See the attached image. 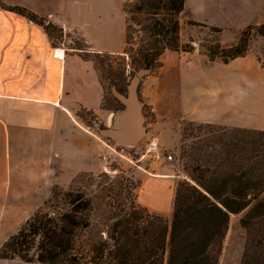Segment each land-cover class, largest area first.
<instances>
[{
	"label": "crops",
	"instance_id": "0c3cea01",
	"mask_svg": "<svg viewBox=\"0 0 264 264\" xmlns=\"http://www.w3.org/2000/svg\"><path fill=\"white\" fill-rule=\"evenodd\" d=\"M123 4L124 0H0V243L33 214L51 189H67L78 175L101 170L104 147L83 126L77 110L91 113L104 127L111 126L115 111L103 107V87L84 54L123 52ZM3 6L23 7L63 35H77L85 51L53 46L42 27ZM179 25L180 43H189L192 50H165L159 65L140 82L139 94L154 118L151 126L186 121L257 128L263 111L261 62L249 51L224 63L201 51L195 41L216 29L220 48H230L238 35L227 39L225 31L239 34L247 26L264 25V0H184ZM167 179L141 177L139 190L153 191L139 205L166 217L160 200L171 184ZM0 264L20 263L0 259Z\"/></svg>",
	"mask_w": 264,
	"mask_h": 264
},
{
	"label": "trees",
	"instance_id": "16d2710c",
	"mask_svg": "<svg viewBox=\"0 0 264 264\" xmlns=\"http://www.w3.org/2000/svg\"><path fill=\"white\" fill-rule=\"evenodd\" d=\"M183 4L184 0H125L123 54L130 67L152 71L165 50H192L179 42ZM3 7L42 27L47 35L55 27L23 7ZM252 31L264 39V25L248 26L235 46L217 53L222 62L246 54ZM89 54H84L87 60ZM228 132L260 139L231 138L223 153L210 156L206 168L195 167L194 185H177L170 221L137 203L140 182L128 178H122L118 191L100 184L101 196L55 189L43 204L48 211L38 210L10 236L0 248V259L38 264H219L230 216L246 212L240 220L245 229L253 220L264 219V132ZM257 246L264 248V243ZM249 250L241 264H249Z\"/></svg>",
	"mask_w": 264,
	"mask_h": 264
},
{
	"label": "rangeland",
	"instance_id": "374dc122",
	"mask_svg": "<svg viewBox=\"0 0 264 264\" xmlns=\"http://www.w3.org/2000/svg\"><path fill=\"white\" fill-rule=\"evenodd\" d=\"M250 26L254 27L260 25ZM245 28H243L239 34L235 29L225 31L224 36L229 39L232 36L235 37L238 35V42L241 32L244 31ZM208 32L209 37L197 39L195 41L197 43L196 46L206 49L210 52L211 57L221 60L217 54L220 49H224L220 48L218 44L220 31L216 29H209L207 33ZM47 36L53 46L60 48H65L66 46L78 49L85 48L84 42L77 35L71 33L65 36L56 26L49 29ZM135 37L137 36L135 35ZM182 37H184L183 32ZM180 45L183 48H192V46L187 42L183 44L180 43ZM249 51L250 53L255 54L264 69V39L259 37L253 31L250 33L248 40L247 52ZM85 56L94 62L93 64L96 69L97 76L103 87L105 95L103 107L107 110H114L115 115L122 109V105L113 95L112 88L114 87L117 92H119L120 89V94H126L127 86L129 85L131 79L141 69H134L130 67L129 58L123 54V52L119 55L101 54L99 56H94L89 54ZM144 77H142L141 80ZM140 82L138 85L137 95L142 105V115L144 117L143 126L146 134L142 141L133 147H127L119 145L110 139L103 138L99 134V130L107 129L109 127H104L99 124L97 119L91 113L83 110H77V116L81 120L83 126L92 132L100 142H102L104 154L101 157V170L97 173H84L78 175L67 189L54 187L51 189L48 197L41 201L33 214L38 210H42L43 212L48 211L43 204L49 199L51 192L55 189L74 192L81 191L90 196L92 194L101 196L102 194L99 190L100 184H110L114 187L115 191H118L119 183L123 182V177L128 178L133 182H140V178L143 176L153 177L154 175H162L167 176V180L171 182V184L168 185L167 189L164 191L160 200L164 209L168 212V215L164 218L170 221L177 185L183 182L194 185L191 177H193L192 170L195 167L201 166L203 169L206 168L207 161L210 160V156L216 153H223L222 151L224 150L225 145L231 141V138L241 140L243 138L250 137V141L252 142H258L260 139L256 134L238 132L230 134V132H228L229 130L237 129L254 133L264 132V87L262 104L263 111L261 117L259 114L260 124L257 128H226L208 124H195L186 121H172L163 126L157 125L152 127L151 124H153L154 118L150 111V107L144 103L141 95L139 94ZM93 123L98 125V129H94L92 127ZM151 141L156 142L158 146V152L155 155L145 153L147 145ZM262 143L263 142L260 141L261 145ZM166 156H171L172 160H166ZM225 171L226 168L220 170L218 173L219 176H223ZM103 176H107V179ZM157 190L159 189L157 188ZM151 191H153V189L149 191H145V189L139 190V188L136 189L135 195L137 203L139 204L141 198L142 200L143 198H147ZM138 196H140V199L137 198ZM32 215L24 217V221L17 227V230L12 235L16 234ZM245 215L246 212L230 216L227 234L223 241V249L219 264H241L243 254L247 248L250 249V257L248 260L249 264H256L257 262L264 260V248H258L257 246L259 241L264 243V219L253 220L251 225L245 229L240 225V220L243 219ZM6 240L0 243V248ZM12 260L17 261L20 264H26L16 258Z\"/></svg>",
	"mask_w": 264,
	"mask_h": 264
},
{
	"label": "water",
	"instance_id": "95a60500",
	"mask_svg": "<svg viewBox=\"0 0 264 264\" xmlns=\"http://www.w3.org/2000/svg\"><path fill=\"white\" fill-rule=\"evenodd\" d=\"M201 51L210 53L204 48H201ZM149 72L150 68L139 70L131 79L124 95L117 92L114 87L112 88L113 95L122 105V109L114 115L111 127L99 130L101 137L127 147L137 145L145 137L142 105L138 99L137 91L141 78ZM92 127L98 129V125L95 123Z\"/></svg>",
	"mask_w": 264,
	"mask_h": 264
},
{
	"label": "built area",
	"instance_id": "2783aa9c",
	"mask_svg": "<svg viewBox=\"0 0 264 264\" xmlns=\"http://www.w3.org/2000/svg\"><path fill=\"white\" fill-rule=\"evenodd\" d=\"M121 151H123V150H121ZM157 152H158L157 143L154 142V141L149 142L148 145H147V149H146L145 153L146 154L155 155V154H157ZM165 159L168 160V161H171L172 157L171 156H166Z\"/></svg>",
	"mask_w": 264,
	"mask_h": 264
},
{
	"label": "bare ground",
	"instance_id": "6f19581e",
	"mask_svg": "<svg viewBox=\"0 0 264 264\" xmlns=\"http://www.w3.org/2000/svg\"><path fill=\"white\" fill-rule=\"evenodd\" d=\"M56 55H57V56H62V54H61L60 51H57V52H56Z\"/></svg>",
	"mask_w": 264,
	"mask_h": 264
}]
</instances>
